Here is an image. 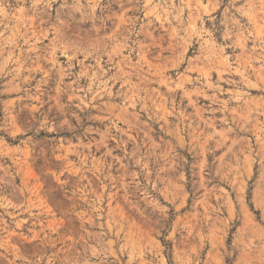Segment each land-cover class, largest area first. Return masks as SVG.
Listing matches in <instances>:
<instances>
[{
	"label": "rangeland",
	"instance_id": "1",
	"mask_svg": "<svg viewBox=\"0 0 264 264\" xmlns=\"http://www.w3.org/2000/svg\"><path fill=\"white\" fill-rule=\"evenodd\" d=\"M0 264H264V0H0Z\"/></svg>",
	"mask_w": 264,
	"mask_h": 264
}]
</instances>
